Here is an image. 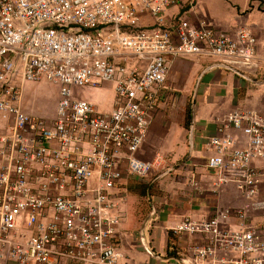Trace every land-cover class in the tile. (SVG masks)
Returning <instances> with one entry per match:
<instances>
[{
    "label": "built area",
    "instance_id": "2783aa9c",
    "mask_svg": "<svg viewBox=\"0 0 264 264\" xmlns=\"http://www.w3.org/2000/svg\"><path fill=\"white\" fill-rule=\"evenodd\" d=\"M180 1L186 13L167 19L178 0H0V264H117L116 189L172 171L159 152L140 157L172 63L204 57L253 83L263 62L255 37L193 22V3ZM40 82L57 88L50 120L23 108L25 85ZM104 84L108 112L82 98ZM222 129L246 130L247 143L211 137L206 166L239 171L218 182L247 203L171 227L178 242L193 239L176 252L180 264H264V171L254 166L264 162V117L233 110Z\"/></svg>",
    "mask_w": 264,
    "mask_h": 264
},
{
    "label": "crops",
    "instance_id": "0c3cea01",
    "mask_svg": "<svg viewBox=\"0 0 264 264\" xmlns=\"http://www.w3.org/2000/svg\"><path fill=\"white\" fill-rule=\"evenodd\" d=\"M190 1L195 7L192 13L188 12L187 17L191 21L206 20L218 31L228 33L237 29L248 30L257 41V54L263 62L253 83H245L229 72L210 68L212 61L204 57L178 59L172 63L162 90L171 88V78L179 79L183 91L192 96L193 104L189 116H183L181 121L178 119L167 122L165 127L167 134L165 142L167 143L159 147L169 152L172 163L182 167L167 174L171 175L173 185L171 190L162 191L164 189L161 188L160 195L148 193L146 196L131 192L130 196H125V201L119 203V212L124 214L125 218L117 236L119 242L117 264H180L176 252L181 251V248L193 239L183 237L184 239L178 242L170 234L171 227L186 217L201 219L213 215L217 210L239 209L247 203V200L237 192L233 182L225 184L218 182L221 176L231 180L238 178L241 173L228 169L221 173L209 170L206 166V159L212 154L208 143L213 136L237 138V147H244L247 143L246 130L223 131L222 124L229 112L252 110L264 117V83L262 80L264 77V0ZM187 5L184 6L182 1L178 0L174 7L166 11L167 19L180 12L186 13L189 8ZM140 23L148 26L152 20L141 17ZM89 90L91 89L84 91L82 98L87 97ZM95 92L99 99H91V102L98 105L96 107L99 111L108 112L113 105L112 88L104 86L101 89H95ZM103 93H108L107 103L104 99L102 103L100 99ZM23 108L28 113V100L23 101ZM159 118L160 115L155 112L149 127L157 124ZM185 119L190 120L187 145L183 135L185 134L183 128ZM3 127L4 124L0 123V130ZM148 133H146L147 136L145 135L146 138ZM146 138H144L142 148L144 144L147 145ZM147 146L153 147L149 143ZM254 166L264 171L263 161L254 162ZM180 170H185L191 175L189 181L191 183L176 181L178 180L176 174ZM161 178L152 182H160ZM164 183L165 181L160 184ZM190 198L191 203L188 202ZM146 200L149 201L151 207L148 213H146L148 208L144 209L142 206V202ZM134 201L139 206L134 207ZM140 232L143 234L145 244L152 251L151 256L144 252L139 243Z\"/></svg>",
    "mask_w": 264,
    "mask_h": 264
},
{
    "label": "rangeland",
    "instance_id": "374dc122",
    "mask_svg": "<svg viewBox=\"0 0 264 264\" xmlns=\"http://www.w3.org/2000/svg\"><path fill=\"white\" fill-rule=\"evenodd\" d=\"M104 86L110 87V85H107V84L102 85V87H104ZM162 91H164L162 94V100H160L158 102L157 109H156V112H158V115H160V118L158 119L157 124H154L153 127H151V126L149 127V130H148L149 133L147 132L148 133V137H147L148 140L145 137L146 141H147V145L149 143L153 147L150 148L149 146L144 144V147L142 148V150L140 152V157L144 160H149L154 155V153L159 152L165 156L166 160L168 161V165L172 168V171H173L176 168H181L182 166L181 165L176 166L174 163H172L171 162L172 157H170V155H168L169 152L166 151L165 148L164 149L162 148L167 143V142H165V138L167 136V134L165 132L166 131L165 127H166L168 121L172 122V121H176L178 119H179V121H181L183 116L186 117V115L191 113L193 103L191 102L192 96L188 92L183 91V88L181 87V82L179 81V79L171 78V88H169V89L164 88V90H162ZM105 94L106 93H103L102 98H100L102 103H103V99H104L105 103H107L106 101L108 99L107 98L108 93L106 95ZM24 97H25L24 100H28V105H29L28 113L30 115L36 116V117H41V118L46 119V120H50L54 117V108H55L56 101L58 99L57 88L54 85L47 83V82L27 83L25 93H24ZM86 98L89 101H92L91 99H99V96L95 92V89H91L87 93ZM93 104H94V102H93ZM94 105H95V107L98 106L97 104H94ZM189 121L187 119H185V121L183 123L184 124L183 128H184V133H185L183 135H184L186 145H187V135H188V132L190 130V129H188L189 128ZM0 123L3 124V122H0ZM146 136H147V134H146ZM159 145H161L162 147H159ZM183 157H185V155ZM176 163H178V161ZM177 173L178 174H176V175L178 176V180H176V178H175V180L178 181V183L179 182L191 183V182H189L191 180V175L186 173L185 170H180ZM155 178H156V174L149 176L148 178L144 179V181H137V180L130 179V178H125L124 180H122L121 186H119L116 189L117 193H118L117 198H121L119 200V203L125 201V196H130L131 192L136 193V194H140V195L142 194V196H146L148 193L160 195L161 188L164 189L162 191H167V189L171 190V186H173L172 181H171V175L170 176H168V175L163 176L160 179L161 181L160 182L158 181L159 183L158 182H154V183L152 182V181L157 180ZM163 181H165V183L163 185H161L160 183ZM124 191L126 194L124 193ZM191 198L194 199L193 197H191ZM191 198L188 199L189 203H191ZM145 203H147V206H145ZM133 204H134L133 205L134 207L138 205L136 203V201H134ZM142 206L144 207V209H145V207L148 208L146 210V213H148V211L149 212L151 211L149 201H147V200L143 201ZM168 206H171V205H168ZM120 214H122V213H120ZM121 218H122V223H123L124 218H125L124 214L121 215ZM119 229H120V227H119ZM134 232H136V230H134ZM118 234H119V232H118ZM170 234H171V232H170Z\"/></svg>",
    "mask_w": 264,
    "mask_h": 264
},
{
    "label": "trees",
    "instance_id": "16d2710c",
    "mask_svg": "<svg viewBox=\"0 0 264 264\" xmlns=\"http://www.w3.org/2000/svg\"><path fill=\"white\" fill-rule=\"evenodd\" d=\"M190 114V113H189ZM189 116V115H188ZM188 118V117H187ZM189 119V118H188Z\"/></svg>",
    "mask_w": 264,
    "mask_h": 264
}]
</instances>
